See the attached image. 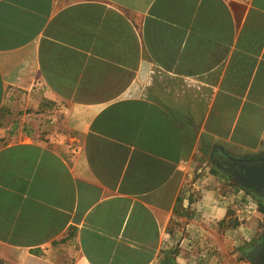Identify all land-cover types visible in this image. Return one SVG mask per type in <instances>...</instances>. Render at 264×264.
<instances>
[{"label": "crops", "instance_id": "1", "mask_svg": "<svg viewBox=\"0 0 264 264\" xmlns=\"http://www.w3.org/2000/svg\"><path fill=\"white\" fill-rule=\"evenodd\" d=\"M263 158L264 0H0V264H259Z\"/></svg>", "mask_w": 264, "mask_h": 264}, {"label": "water", "instance_id": "2", "mask_svg": "<svg viewBox=\"0 0 264 264\" xmlns=\"http://www.w3.org/2000/svg\"><path fill=\"white\" fill-rule=\"evenodd\" d=\"M221 163L225 169L235 172L245 187L264 188V159L257 161L224 160ZM260 255L259 264H264V236L255 252Z\"/></svg>", "mask_w": 264, "mask_h": 264}, {"label": "flooded vegetation", "instance_id": "3", "mask_svg": "<svg viewBox=\"0 0 264 264\" xmlns=\"http://www.w3.org/2000/svg\"><path fill=\"white\" fill-rule=\"evenodd\" d=\"M259 160H261V159H259ZM253 161H257V160H253ZM229 171L242 184V182L240 180V177L235 172H233L232 170L229 169ZM249 188H253V189H255V191H258V192H261L262 191L264 193V188H261V189H259L257 187H249Z\"/></svg>", "mask_w": 264, "mask_h": 264}, {"label": "rangeland", "instance_id": "4", "mask_svg": "<svg viewBox=\"0 0 264 264\" xmlns=\"http://www.w3.org/2000/svg\"><path fill=\"white\" fill-rule=\"evenodd\" d=\"M239 129V128H238Z\"/></svg>", "mask_w": 264, "mask_h": 264}]
</instances>
